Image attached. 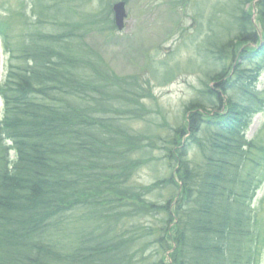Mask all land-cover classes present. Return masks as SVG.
<instances>
[{
    "label": "trees",
    "instance_id": "trees-1",
    "mask_svg": "<svg viewBox=\"0 0 264 264\" xmlns=\"http://www.w3.org/2000/svg\"><path fill=\"white\" fill-rule=\"evenodd\" d=\"M44 1L33 0L31 12L36 23H57L59 12L46 11ZM245 1L247 5L254 0H241ZM263 1L260 5L264 10ZM20 9V17L26 19L27 11ZM64 11L71 16L72 8L64 7ZM262 20L264 29V15ZM58 24L68 35L35 31L36 36L31 28L16 39L11 51L22 63L10 65L0 87L4 101L0 119V264H130L129 254L138 242L122 238L121 243L120 236H110L107 209L86 205L101 192V187L92 184L91 172L97 167L107 170L115 161L118 164L113 168L119 171L103 174L111 185L110 193L136 203L147 196L143 186L120 187L134 171L135 162L130 156L133 149H118L114 144L129 146L133 140L130 136L123 135L125 141L109 136L104 143L87 127V110L94 107L96 112L101 107L100 100L94 94L91 98L90 93L101 94L97 90L99 78L109 85L108 74L84 48L86 33L81 38V34L69 33L63 19ZM3 27L7 32L8 26ZM233 45L229 41L219 46L216 41L212 60ZM253 54V68L242 63L232 72L223 68L215 77L209 73L212 82L219 85L213 88L204 83L202 97L186 106L189 142L200 147L205 161L194 168L186 158L187 145L183 146L181 137L172 138L170 152L165 155L169 170L164 166L168 172L175 167L178 170L180 197L171 177L174 171L148 189V195L157 201L168 196L164 205L151 201L150 212L172 214L171 206L177 201L170 216L174 220L168 222H174L173 230L165 228L156 236L161 247L168 239L174 243L172 264H259L264 220L257 218L252 199L264 182V129L252 142L245 139V132L253 117L264 110V90L259 92L256 87L264 47ZM119 85L128 84L121 81ZM218 93L229 97L227 106ZM177 148L176 156L172 150ZM11 150L15 160L10 159ZM78 207L85 208L81 209L82 220L74 215ZM91 220L99 222L94 229L79 225Z\"/></svg>",
    "mask_w": 264,
    "mask_h": 264
},
{
    "label": "rangeland",
    "instance_id": "rangeland-1",
    "mask_svg": "<svg viewBox=\"0 0 264 264\" xmlns=\"http://www.w3.org/2000/svg\"><path fill=\"white\" fill-rule=\"evenodd\" d=\"M118 1L122 0H45V10L58 11L59 21L39 24L31 12L33 0H0V22L11 30L7 40L0 39V85L5 80L8 67L16 62L22 63L9 50L23 32L33 28L31 34L36 36L34 31L68 35L58 24L63 19L70 27V34H81V37L86 33L84 48L90 50L91 58L99 64L103 73L108 74L109 83L105 85L99 78L100 88L97 89L102 90L103 95L90 93L91 98L94 94L100 100L101 107L96 112L94 107L93 111L87 110V127L95 135H100L104 143H108L109 136L119 141H125L123 135L132 137L129 146L114 144L118 149H133L130 156L135 162L134 171L127 172L132 173L120 187L139 189L143 186L147 196L136 203L106 191L108 180L102 175L112 170L115 174L119 171L113 168L118 164L115 161L111 167L106 166L107 170L97 167L91 172L92 184L101 187V192L100 196L91 198L92 204L85 205L97 206L104 211L107 209L110 225L122 235L121 238L139 242L133 247L132 264H169L170 247L162 251L156 244L163 216L150 212L153 210L151 201L157 199L148 195V189L154 188L159 179L168 175L164 164L168 160L165 155L166 151L170 152L168 145L172 138L178 140L181 137L183 146L188 141L190 135L185 134L190 132L187 127L190 114H185L186 106L202 97L201 92L206 89L204 83L213 85V88L219 85L217 81L212 82L209 73L215 77L223 68L231 72L242 63L248 68L256 64L252 59L253 53L260 52L264 47V10L260 5L263 0H254L247 5L241 0H124L128 16L122 32L115 29L111 12ZM22 7L27 11L28 20L20 17ZM64 7L72 8L71 16L66 14ZM81 15H86L83 21L87 23L81 22ZM239 37L244 39L238 41ZM216 41L219 46L232 41L234 47L228 52L217 53L216 56H221L212 60V45ZM262 66L257 82L259 91L264 89V62ZM121 81H127L129 85H119ZM218 94L219 98L224 96L222 104L225 105L229 97L224 93ZM1 103L0 99V112ZM263 126L264 111L253 118L247 138H255ZM135 149L138 151L134 153ZM188 149H191L188 154L190 161L200 162L195 153L197 148L188 147L187 153ZM179 150L173 149L172 152L177 156ZM152 191L156 193V190ZM159 195L156 197L159 198ZM255 197L253 208L260 211L257 218L264 220V185ZM158 202L163 201L155 203ZM145 209L149 210L146 212ZM261 249L259 264H264V246Z\"/></svg>",
    "mask_w": 264,
    "mask_h": 264
},
{
    "label": "water",
    "instance_id": "water-1",
    "mask_svg": "<svg viewBox=\"0 0 264 264\" xmlns=\"http://www.w3.org/2000/svg\"><path fill=\"white\" fill-rule=\"evenodd\" d=\"M114 15H115V22L117 27L122 30L124 28V20L126 18V10L124 3H118L114 6Z\"/></svg>",
    "mask_w": 264,
    "mask_h": 264
}]
</instances>
